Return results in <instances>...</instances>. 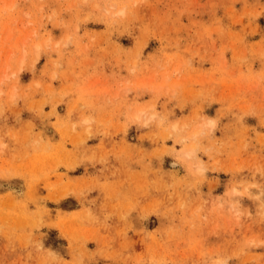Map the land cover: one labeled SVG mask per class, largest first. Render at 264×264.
<instances>
[{"label":"rangeland","instance_id":"1","mask_svg":"<svg viewBox=\"0 0 264 264\" xmlns=\"http://www.w3.org/2000/svg\"><path fill=\"white\" fill-rule=\"evenodd\" d=\"M0 83V264H264V0H0Z\"/></svg>","mask_w":264,"mask_h":264},{"label":"bare ground","instance_id":"2","mask_svg":"<svg viewBox=\"0 0 264 264\" xmlns=\"http://www.w3.org/2000/svg\"><path fill=\"white\" fill-rule=\"evenodd\" d=\"M25 44V43H24ZM24 44H23V46H24ZM36 46H37V44H36ZM36 46H35V48H36ZM37 49V48H36ZM37 52V51H36ZM36 59H37V57H36ZM8 60H6V62H7ZM23 64V63H22ZM6 65V64H5ZM6 67H7V65H6ZM5 67V68H6ZM7 68H9V67H7ZM6 68V69H7ZM6 71V70H5ZM5 71H3L4 73H5ZM4 76H5V74H4ZM7 76V75H6ZM3 77V79H6L7 77ZM8 79V78H7ZM1 84V83H0ZM143 112V110H141L139 113H137L136 114V117H138L141 113ZM144 114V113H143ZM86 122H87V120H85ZM89 121H90V119H89ZM177 126V125H176ZM197 131V130H196ZM199 132V131H198ZM194 133V132H193ZM196 133V132H195ZM194 139V138H193ZM194 149V148H193ZM188 152H186V155L188 156V154H187ZM192 153V152H191ZM188 158V157H187Z\"/></svg>","mask_w":264,"mask_h":264}]
</instances>
